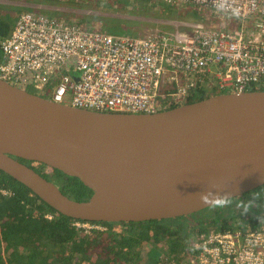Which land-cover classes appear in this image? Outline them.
I'll list each match as a JSON object with an SVG mask.
<instances>
[{
    "label": "water",
    "instance_id": "obj_1",
    "mask_svg": "<svg viewBox=\"0 0 264 264\" xmlns=\"http://www.w3.org/2000/svg\"><path fill=\"white\" fill-rule=\"evenodd\" d=\"M19 157L92 192L74 199ZM0 169L70 217L192 221L209 206L201 193L242 196L264 184V87L129 112L72 106L0 78Z\"/></svg>",
    "mask_w": 264,
    "mask_h": 264
},
{
    "label": "built area",
    "instance_id": "obj_2",
    "mask_svg": "<svg viewBox=\"0 0 264 264\" xmlns=\"http://www.w3.org/2000/svg\"><path fill=\"white\" fill-rule=\"evenodd\" d=\"M161 1L228 13L240 27L194 19L181 21L182 27L177 21L171 29L132 35L22 11L0 39V78L72 106L129 112L179 105L199 89L264 87V0H223V12L217 11L216 0ZM257 216L227 227L195 228L174 258L179 264H264V221ZM73 224L85 232L105 228L87 219Z\"/></svg>",
    "mask_w": 264,
    "mask_h": 264
},
{
    "label": "trees",
    "instance_id": "obj_3",
    "mask_svg": "<svg viewBox=\"0 0 264 264\" xmlns=\"http://www.w3.org/2000/svg\"><path fill=\"white\" fill-rule=\"evenodd\" d=\"M99 1L103 3L105 0ZM144 1L151 2L147 7L153 8L156 4L153 0H141ZM168 8L170 5L163 7L168 12L177 10L175 13L180 14L183 11L178 6L174 11ZM18 14L0 7V38L9 33L12 27L9 19L17 18ZM75 19L84 26L89 22V18L82 15ZM211 93L217 92L199 89L184 103ZM19 159L30 162L21 157ZM34 167L56 182L69 196L86 199L92 192L75 175H68L43 162H35ZM0 187L8 190L6 193L0 191V264H179V259L174 256L184 251L187 235L198 228L189 227L184 222L185 216L180 215L137 221L91 220L105 225V228H92L85 232L73 224L80 218L62 214L2 169ZM46 212H52L53 216L47 218ZM227 226L224 224L221 227ZM161 232L168 237L172 233L177 235L165 240Z\"/></svg>",
    "mask_w": 264,
    "mask_h": 264
},
{
    "label": "rangeland",
    "instance_id": "obj_4",
    "mask_svg": "<svg viewBox=\"0 0 264 264\" xmlns=\"http://www.w3.org/2000/svg\"><path fill=\"white\" fill-rule=\"evenodd\" d=\"M87 1L88 2L79 0H0V7L9 9L13 14H16V12L20 13L22 10H33L71 20H76V16L82 15L89 18V22L84 23L87 24L85 26L90 28H104V30L132 35H141L156 29H171L177 21H179L177 26L182 27L181 21L194 20L192 14L193 10L190 4L180 3L178 6L182 7L183 11L179 14L175 13V11H177L175 10L177 8L176 5H170L172 11L175 10L174 12L165 11L163 7H169V5L165 4V6H163L161 0H153L156 3L153 8L147 7V5H149L148 3H151L150 1L147 3V1L141 2V0H105L103 3L99 0L98 2H93L92 0ZM204 9L206 8H203L201 11L207 10ZM216 16L218 17L219 15L214 14L215 18H217ZM225 18L227 21L223 20V27H228L229 29L240 27V21H238L236 17L226 14ZM15 19H9L12 25ZM30 90L38 92L32 88ZM47 173H49V171H47ZM70 197L76 199L74 195H70ZM198 225L206 226L207 222L200 221L195 223V226ZM161 234L164 233L161 232ZM176 235L177 234L172 233L170 237L173 238ZM170 237L164 234L165 240L170 239Z\"/></svg>",
    "mask_w": 264,
    "mask_h": 264
},
{
    "label": "flooded vegetation",
    "instance_id": "obj_5",
    "mask_svg": "<svg viewBox=\"0 0 264 264\" xmlns=\"http://www.w3.org/2000/svg\"><path fill=\"white\" fill-rule=\"evenodd\" d=\"M30 163L35 164V162L33 161H30ZM258 190L264 191V184L244 192L242 196L232 197V200L234 202L233 206L222 209H214L211 206H208L202 210L196 211L195 213L193 212L192 221H189L186 219V217H184V222L186 221L189 227L195 226V223L200 221L207 222V225L211 224L214 226H222L224 224L232 223L237 219H242L244 217L253 218L257 215H260V213H264V199L258 201L247 215H242L240 211L235 207V202L250 199V195Z\"/></svg>",
    "mask_w": 264,
    "mask_h": 264
},
{
    "label": "clouds",
    "instance_id": "obj_6",
    "mask_svg": "<svg viewBox=\"0 0 264 264\" xmlns=\"http://www.w3.org/2000/svg\"><path fill=\"white\" fill-rule=\"evenodd\" d=\"M217 11L223 12L225 11V5L223 0H216ZM232 14L235 16H239V12L236 9L232 10ZM264 180V177H261ZM233 195H219L208 191L206 193L200 194V200L203 204L209 205L214 209H222L229 206H233L234 202L232 200ZM250 199L240 200L235 202V207L240 211L242 215H247L250 210H252L253 206L260 200L264 199V191H255L250 195ZM256 219L260 221H264V216H257Z\"/></svg>",
    "mask_w": 264,
    "mask_h": 264
},
{
    "label": "crops",
    "instance_id": "obj_7",
    "mask_svg": "<svg viewBox=\"0 0 264 264\" xmlns=\"http://www.w3.org/2000/svg\"><path fill=\"white\" fill-rule=\"evenodd\" d=\"M162 3H163V6H165V4L166 5H179V3L178 4H167V3H165V2H163L162 1ZM183 4H189V3H183ZM191 5V8H192V10H193V15L194 16H196V17H194L193 19H200V20H203V21H205V22H208V23H212V24H216V23H218V24H216V25H218V26H220V27H222V28H228V27H223L222 26V23H223V20H225V21H227V19L225 18V15L226 14H228V13H226V14H224V13H214V14H217V15H219L217 18H215L214 17V14H212L209 10H206V9H204V10H206V11H201L203 8H201V9H199V8H197V7H195L193 4H190ZM179 7V6H178ZM182 8V7H181ZM49 15H51V14H49ZM229 15H231V14H229ZM54 16V15H53ZM228 16V15H227ZM58 17V16H57ZM206 18V19H205ZM68 20V19H67ZM73 21H76V20H73ZM214 21V22H213ZM77 22H79V21H77ZM79 23H81V22H79ZM82 24V23H81ZM83 25V24H82ZM88 27V26H87ZM110 31V30H109ZM146 34V33H145ZM200 227V225H198V228Z\"/></svg>",
    "mask_w": 264,
    "mask_h": 264
}]
</instances>
